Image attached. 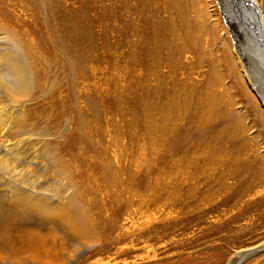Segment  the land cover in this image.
<instances>
[{"label":"rangeland","instance_id":"374dc122","mask_svg":"<svg viewBox=\"0 0 264 264\" xmlns=\"http://www.w3.org/2000/svg\"><path fill=\"white\" fill-rule=\"evenodd\" d=\"M232 9L0 0V109L18 84L1 54L29 86L4 126L27 142L0 159V207L36 191L57 215L19 228L47 240L50 260L6 248L0 264H228L264 243V93L239 65ZM239 264H264V249Z\"/></svg>","mask_w":264,"mask_h":264},{"label":"bare ground","instance_id":"6f19581e","mask_svg":"<svg viewBox=\"0 0 264 264\" xmlns=\"http://www.w3.org/2000/svg\"><path fill=\"white\" fill-rule=\"evenodd\" d=\"M232 3L236 10L245 9L243 12L244 16L235 13L236 10L234 9L229 10L227 12L228 19L232 21L233 27L235 29L234 33H236L235 42L237 43V53L240 59L239 65L242 69L245 79L252 84L251 85L252 89L260 93L261 95V93L262 94L264 93L262 90H259L264 86V0H244V2L242 0H232ZM243 3L247 6H244ZM247 7H249V9H246ZM208 15L210 16V13H208ZM246 22H249L250 24ZM1 57L4 59L6 58L5 59L6 64L9 62V66H10L9 75L11 77V80H13V82L15 81L18 83L16 84V87H14L13 85L12 88L6 87V92L8 93L12 105L10 111L8 110L9 111L8 112L4 110L6 108L0 109V159L5 160L4 157L6 155H9V152L11 151H14V153L17 155V151L20 148V151L22 152L23 148L19 146H21L22 142L25 141L27 142V140L24 141L23 139L20 138L17 139V137L19 136V133L17 131L14 130L9 131L8 129L7 131L6 130L4 131V126L5 125L7 126V122L9 124L10 123L14 124L12 122H17L16 118L14 117V114L17 113L18 111L13 112V110L16 109L17 107L16 105L19 103V101L22 98L27 97V95L29 94V86L27 87L25 83L19 85V83H21L20 74H19V70H20L19 63H12V61L9 60V58H7L8 55L6 54H1ZM257 79H259V81H256ZM262 100L264 104V97H262ZM14 125L17 126L16 124ZM26 144L27 143H25V145ZM14 153L12 152L11 154ZM20 154H18L17 156H19ZM35 193L36 194L34 195V198L31 197L26 198L27 194H20L19 196L18 195L13 196L11 198V200L13 201L11 207L13 212H10V209L4 211L0 207V254L3 253L6 248H10L13 250L10 252H15L16 254L15 256L16 261H23L24 259L22 258V254L26 252L28 253L42 252L38 258L34 257L33 255H31L30 258L31 260H35L39 262L47 261L46 259H49L50 257L49 254L47 252H44L43 250L46 246L47 240L44 239L42 235L41 237L40 236L38 237L34 234L27 233V229L25 228L19 229L21 226H24L22 225L23 220L25 219L24 217L26 216L28 217L29 215L30 217L33 216L45 220L51 219V221L53 220V218L57 217V215H54L56 214L55 210H52L51 207L48 209L45 206L47 204L48 195L36 191ZM57 200L59 202V205H61L59 207H61L62 210L66 212L65 206H63L67 202L66 196H61L57 198ZM0 201H2L1 197H0ZM70 205H73V203L72 204L70 203ZM71 218L75 222L78 221L76 216L71 215ZM14 227L16 228L14 231H17L19 233L17 237V243H15L12 237L9 236L13 231ZM81 228L77 229V227L74 226L73 228L74 232H71L72 236L75 237L74 239L80 238L83 240V238L81 237V234L83 233ZM53 229L51 227L48 228V230L49 231L52 230V232ZM72 242L73 241H71V243ZM71 248H72V252L78 250L75 244L71 245ZM261 249H264V243L256 247L243 249L238 253H235L236 255L229 260L228 264H239L242 261V259H244L248 255L256 253ZM58 262H60V260Z\"/></svg>","mask_w":264,"mask_h":264}]
</instances>
